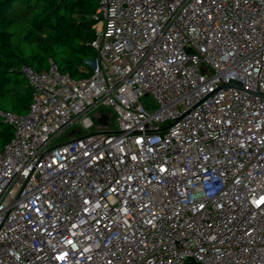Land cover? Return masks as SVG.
<instances>
[{
    "label": "built area",
    "instance_id": "built-area-1",
    "mask_svg": "<svg viewBox=\"0 0 264 264\" xmlns=\"http://www.w3.org/2000/svg\"><path fill=\"white\" fill-rule=\"evenodd\" d=\"M97 3L89 75L1 112L0 264H264V0Z\"/></svg>",
    "mask_w": 264,
    "mask_h": 264
},
{
    "label": "trees",
    "instance_id": "trees-1",
    "mask_svg": "<svg viewBox=\"0 0 264 264\" xmlns=\"http://www.w3.org/2000/svg\"><path fill=\"white\" fill-rule=\"evenodd\" d=\"M97 7V0H0V152L12 137L1 112L24 114L31 103L23 65L43 71L52 60L74 79L89 75Z\"/></svg>",
    "mask_w": 264,
    "mask_h": 264
},
{
    "label": "rangeland",
    "instance_id": "rangeland-1",
    "mask_svg": "<svg viewBox=\"0 0 264 264\" xmlns=\"http://www.w3.org/2000/svg\"><path fill=\"white\" fill-rule=\"evenodd\" d=\"M88 64H91V62H88ZM141 103L146 107V109L148 111H153L158 107V103L156 101V99H154L153 97H144L141 99ZM103 110L107 113L109 119H108V123L111 126L110 128L114 129L115 128V123H114V116H113V111L111 108L109 107H103ZM70 131L67 132L62 138H59L55 144H60L63 141L68 139V135H69Z\"/></svg>",
    "mask_w": 264,
    "mask_h": 264
},
{
    "label": "water",
    "instance_id": "water-1",
    "mask_svg": "<svg viewBox=\"0 0 264 264\" xmlns=\"http://www.w3.org/2000/svg\"><path fill=\"white\" fill-rule=\"evenodd\" d=\"M6 124V123H5ZM7 125V124H6Z\"/></svg>",
    "mask_w": 264,
    "mask_h": 264
}]
</instances>
